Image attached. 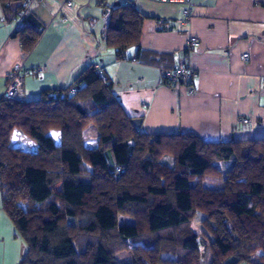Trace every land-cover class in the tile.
Instances as JSON below:
<instances>
[{"label": "trees", "instance_id": "16d2710c", "mask_svg": "<svg viewBox=\"0 0 264 264\" xmlns=\"http://www.w3.org/2000/svg\"><path fill=\"white\" fill-rule=\"evenodd\" d=\"M24 3L0 0L6 19L23 24L13 37L29 52L40 26L31 14L17 19ZM104 13L101 35L124 60L145 17L131 5ZM140 127L92 66L67 88L0 99V193L24 243L18 264H119L121 254L127 264H264V139L202 143ZM15 131L37 152L11 147ZM197 214L199 233L190 228Z\"/></svg>", "mask_w": 264, "mask_h": 264}, {"label": "crops", "instance_id": "0c3cea01", "mask_svg": "<svg viewBox=\"0 0 264 264\" xmlns=\"http://www.w3.org/2000/svg\"><path fill=\"white\" fill-rule=\"evenodd\" d=\"M191 2L193 15L179 26L183 7L154 0H25L40 26L29 52L13 37L23 24L6 19L0 5V99L16 65L45 68L24 78L25 99L67 88L92 66L111 84L125 115L140 120V132L192 135L202 143L264 139V0ZM118 5L145 17L139 46L124 60L115 59L101 35L104 10ZM190 38L198 41L188 56L195 77L190 89L174 91L162 76L184 58ZM240 118L248 123L238 125ZM24 248L0 193V264H18Z\"/></svg>", "mask_w": 264, "mask_h": 264}, {"label": "built area", "instance_id": "2783aa9c", "mask_svg": "<svg viewBox=\"0 0 264 264\" xmlns=\"http://www.w3.org/2000/svg\"><path fill=\"white\" fill-rule=\"evenodd\" d=\"M39 2L45 0H38ZM159 4L165 5H179L183 7V19L177 21L179 26H184L187 24L191 16L193 15V4L191 0H154ZM70 3H67L69 6ZM30 14L29 12V5L28 3H24L23 10L18 12L17 19L20 20ZM198 45V41L194 38H190L187 42L185 48V56L175 67L173 70H170L163 74L162 82L170 89L177 91L180 87L186 86L190 89L192 80L194 79L195 75L188 66V56L190 51ZM248 57L245 55L242 57L243 62H247ZM98 75L101 79L103 78L102 71L100 69H96ZM45 72V68H37L33 71H25L22 65H16L12 68V70L6 76V84L1 96L2 100L7 101H17L25 98V89H24V78L27 76L37 77ZM264 88V82H263ZM74 93V90L71 91ZM248 123L245 119H238L237 124L243 125Z\"/></svg>", "mask_w": 264, "mask_h": 264}, {"label": "rangeland", "instance_id": "374dc122", "mask_svg": "<svg viewBox=\"0 0 264 264\" xmlns=\"http://www.w3.org/2000/svg\"><path fill=\"white\" fill-rule=\"evenodd\" d=\"M51 136L55 140V143H59V133L57 132H52ZM95 134L93 131H89L85 134V141L86 144L90 147L94 146L95 144ZM11 147L19 149L21 151L27 152V153H36L37 152V145L31 141L27 135L20 131H15L12 135L11 138ZM219 169L221 170L224 167V164L218 165ZM203 184L206 187L218 189L221 188L222 186V179L221 178H216V177H206L203 181ZM118 223L119 225H127L131 223L130 220L125 219V218H118ZM190 228L192 231L199 233L202 231L201 228V215L197 214L194 220L192 221ZM135 246L130 245V248H133ZM132 260V257L130 254H121L117 255L116 261L119 264H127ZM141 264H146L144 262H141Z\"/></svg>", "mask_w": 264, "mask_h": 264}]
</instances>
